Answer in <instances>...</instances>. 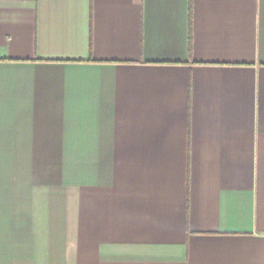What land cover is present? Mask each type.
<instances>
[{"label":"crops","instance_id":"obj_1","mask_svg":"<svg viewBox=\"0 0 264 264\" xmlns=\"http://www.w3.org/2000/svg\"><path fill=\"white\" fill-rule=\"evenodd\" d=\"M0 264H264V0H0Z\"/></svg>","mask_w":264,"mask_h":264}]
</instances>
